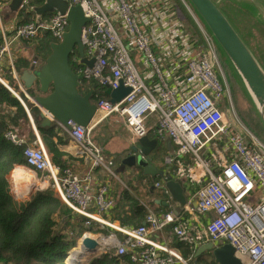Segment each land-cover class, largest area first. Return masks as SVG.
Masks as SVG:
<instances>
[{
  "label": "built area",
  "instance_id": "obj_1",
  "mask_svg": "<svg viewBox=\"0 0 264 264\" xmlns=\"http://www.w3.org/2000/svg\"><path fill=\"white\" fill-rule=\"evenodd\" d=\"M66 1L80 5L90 19L82 28L81 42L84 57L94 59V63L88 67L77 56L81 80H95L112 89L122 81L130 88L116 103L109 98L94 102L95 120L119 116L130 132L141 137L150 130L146 118L155 115V136L170 139L176 147L175 161L192 155L208 174L207 183L196 193V211L206 217L204 223H175L170 213L157 216L147 209L142 225L118 227L124 239L114 244L115 254L132 250L133 264H186L178 252L148 237L149 232L173 224L176 236L195 246L205 241L215 245L228 242L241 264H264V146L248 132L246 140L245 130L238 131L228 122L223 108L229 95L218 46L192 7L180 0L200 38L192 36L174 0ZM68 26L66 14L57 12L17 25L0 43V62L10 42L31 40L45 33L59 41ZM95 120L87 127L68 121L69 129L53 121L74 143L77 154L86 157L89 168L85 172L54 166L39 137L24 147L26 163L22 166L35 174L46 173L58 197L87 218L85 224L93 221L113 227L100 216L114 206L109 185L93 180L96 168L116 176L111 162L106 161L92 138ZM6 138L16 145L26 143L12 131L6 133ZM215 139H223L231 148V157L224 158L218 173L201 159L202 149ZM163 185L162 181L155 182L159 188Z\"/></svg>",
  "mask_w": 264,
  "mask_h": 264
},
{
  "label": "trees",
  "instance_id": "obj_2",
  "mask_svg": "<svg viewBox=\"0 0 264 264\" xmlns=\"http://www.w3.org/2000/svg\"><path fill=\"white\" fill-rule=\"evenodd\" d=\"M42 1L28 0L25 7L18 12L20 24L34 20L32 8L42 4ZM174 1L192 36L200 38L182 2ZM41 37V47L47 48V53H43L46 57L50 50V42L55 40L48 33ZM77 56L75 51L69 60L70 66L76 74L81 67L77 62ZM9 86L15 89L12 81ZM78 88L79 92L83 94L92 91L93 102H97L100 98H108L105 86L95 80L82 79ZM20 98L0 82V264H69L66 261L67 254L75 246L76 238L79 235L101 233L103 236H107L112 229L93 221L89 225L85 224L87 218L75 213L51 188L34 190L26 200H17L13 197L10 174L14 166H22L26 163L23 155L24 147L29 143L34 144L37 140L30 126L27 109L35 123L39 124L37 117L39 109L23 95ZM37 129L50 156L51 163L60 170L66 168L73 170L71 160L75 158L59 148L61 140L65 137L64 132L57 128L54 122L51 126H38ZM8 131L23 137L26 143L23 145L12 143L6 138ZM77 155L86 160V157ZM95 170L106 173L102 168ZM106 174L110 176L108 172ZM100 182L107 183L106 180ZM111 197L114 200V206L109 211L110 219L118 220L121 228H134L145 222L148 210L140 195L124 190L120 200L115 201V197L112 195ZM121 202L123 203L121 204ZM113 232L121 236L120 232ZM195 247L194 243L178 238L177 251L184 260L192 259ZM131 253L132 250L127 249L124 254L117 255L114 248H109L106 252L89 259L86 264H133ZM202 264L205 262L202 261Z\"/></svg>",
  "mask_w": 264,
  "mask_h": 264
},
{
  "label": "crops",
  "instance_id": "obj_3",
  "mask_svg": "<svg viewBox=\"0 0 264 264\" xmlns=\"http://www.w3.org/2000/svg\"><path fill=\"white\" fill-rule=\"evenodd\" d=\"M9 2L10 0H0V43L3 42V40L5 41L10 36L14 28L20 24L18 12L21 9L18 11L10 10L8 7ZM24 7L25 5L23 8ZM51 14L37 15L34 12V19L46 18ZM39 38L42 37L40 36ZM34 39H20L10 42L7 52L3 55L0 62V82L8 87L18 98L23 95L32 105L36 106L32 99V93H38V86H33L31 93L30 89L27 90L24 87L23 82L20 80L23 70L28 68L34 61L39 63L45 57L42 53V39L38 46L33 43ZM10 81L14 83L15 89L9 86ZM22 103L24 104L23 101ZM38 109L40 113L41 110L40 108ZM223 109L227 114L228 122L233 126L234 129L241 131V126L234 118L236 113L233 114L232 111L228 110L227 106H225ZM27 113L30 126L33 129L36 138H40L38 129L34 124L35 120L32 117L29 109H27ZM37 117L39 120V114ZM145 123L150 129L149 133L147 134L148 137H156L153 129L155 128V115L148 116L145 120ZM64 136V139H62L61 143L59 144L60 150L75 158L71 160L73 170L75 172H85L89 168V162L87 159L83 160L77 155L76 146L65 132ZM245 136L246 140H249V135L245 134ZM92 138L97 141L102 149L106 161L111 162L112 170L116 173V176H112L110 174V176H108L106 174L107 172L104 173L102 171L94 170V183L106 180L109 184V193L115 197V201L120 200L122 191L126 190L132 194L140 195L144 206H146V209L152 210L157 216L170 213L175 219V223L185 221L196 226L205 222L206 217L197 213L196 211V193L207 183L208 174L205 170V167L198 160V158L193 157L192 155H184L179 159V162H177L175 161L176 147L171 143L170 139L167 136L158 138V147L152 154L154 166L158 170H161L164 175L169 174L172 179L179 181L184 189L186 204L184 205L183 210L177 214L174 211L176 205L165 187L163 186L162 188H159L155 186V182L157 181H162L164 184L163 176L152 177L149 175H144L140 168L126 167L123 171L119 170L121 159L126 156L130 146L137 138L132 132H130V130H128L124 124V120L121 117L114 115L103 121H97L96 119L92 132ZM230 157L231 148L225 144L223 139L213 140L207 144L201 152L202 161L213 168L215 173H218L221 169L224 158L229 159ZM168 158H171V161H167ZM116 170H118V172H116ZM9 179L11 193L17 200H26L34 190H46L48 188H51L58 196L56 189L52 187V179L46 173L35 174L29 170H26L23 166L16 165L14 166ZM122 203L123 202H121V204ZM100 216L113 224V227L106 226L112 229V231H110L107 236H103L101 233L94 234L99 236V241L102 244L100 253H102L109 248H113L114 244L121 243L124 239V234L118 230V227H120L119 221H112L110 219V212L102 213ZM113 231L120 232L121 236H118ZM83 235L89 236L88 233H84ZM148 237L152 242L165 245L168 248L178 252V237L172 231V224L164 226L161 230L149 232ZM202 243L204 242H201L200 244ZM73 252H77V254L73 255ZM83 258L84 255L80 252V250H73L70 251L66 261L70 264H76L78 262L86 264L89 260L83 262ZM204 258L206 259L205 261ZM79 259L81 261H79ZM193 260L194 256L191 260L185 261L186 264H192ZM200 260L205 262V264H210L213 262L210 252H205L199 258V263L202 264V261L200 262ZM174 264L182 263L175 262ZM212 264H214V262Z\"/></svg>",
  "mask_w": 264,
  "mask_h": 264
},
{
  "label": "water",
  "instance_id": "obj_4",
  "mask_svg": "<svg viewBox=\"0 0 264 264\" xmlns=\"http://www.w3.org/2000/svg\"><path fill=\"white\" fill-rule=\"evenodd\" d=\"M186 1L215 39L221 59L225 58L235 75L240 78L264 123V69L256 56L215 0ZM27 2L28 0H10L8 7L12 11H18ZM32 10L37 15L55 12L66 14L69 21L68 29L63 33L61 40L50 42V50L46 57L39 63L34 61L20 76L27 90L31 91L33 86H38L37 94L31 91L33 102L41 110L39 124H34L36 128L48 127L53 121H57L69 129L68 121H72L87 127L94 122L96 115L93 92L88 91L84 94L79 92L81 77L72 70L69 60L76 51L82 63L92 67L94 59L88 60L84 57V46L81 42L82 28L90 19L85 16L80 5H70L66 0H43L41 5L34 6ZM129 91L130 88L123 86L122 81L115 89L110 87L105 89L112 103L123 99ZM158 143L157 137L149 138L148 135L137 137L126 156L121 159L119 170L123 171L126 167L140 168L144 175L163 176V186L171 195L176 205L174 211L178 214L186 204L184 189L179 181L172 179L169 174L164 175L154 166L152 154ZM78 247L89 260L101 254L102 244L98 239L87 236L80 239ZM205 252H210L215 264H241L230 243L215 245L211 241L196 246L192 264H200L199 258Z\"/></svg>",
  "mask_w": 264,
  "mask_h": 264
},
{
  "label": "rangeland",
  "instance_id": "obj_5",
  "mask_svg": "<svg viewBox=\"0 0 264 264\" xmlns=\"http://www.w3.org/2000/svg\"><path fill=\"white\" fill-rule=\"evenodd\" d=\"M215 1L231 19L237 31L245 40L264 69V0ZM39 37H36L33 40V43L36 46H38L42 39ZM42 49V53H47L46 47H42ZM221 63V70L224 75V85L225 88H227L229 95V102L225 104V106H227L228 110L232 111L233 114L236 113L234 118L241 126V132H244L245 130V133L248 132L249 134H252L264 146V123L255 109V106L253 105L247 90L245 89L240 78L235 75L225 58L222 57ZM95 142L97 143L96 140ZM88 234L91 238L100 240L98 238L99 236L92 233ZM82 236L83 234L76 238V244L72 249L69 250L67 256L70 254V251L80 250L78 246ZM86 260L87 256L85 255L83 262ZM79 261L81 260L79 259Z\"/></svg>",
  "mask_w": 264,
  "mask_h": 264
},
{
  "label": "bare ground",
  "instance_id": "obj_6",
  "mask_svg": "<svg viewBox=\"0 0 264 264\" xmlns=\"http://www.w3.org/2000/svg\"><path fill=\"white\" fill-rule=\"evenodd\" d=\"M257 100H258V99L256 98V101H257ZM14 174H15V173H14ZM87 236H88V235H85V236L83 235L82 238H83V237H87ZM88 237H89V236H88ZM81 253H82V252H81ZM76 254H77V252H73V255H76ZM83 255L85 256V253H84Z\"/></svg>",
  "mask_w": 264,
  "mask_h": 264
}]
</instances>
